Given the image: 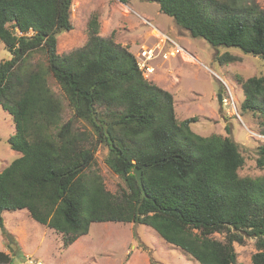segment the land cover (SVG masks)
<instances>
[{"label":"trees","instance_id":"trees-1","mask_svg":"<svg viewBox=\"0 0 264 264\" xmlns=\"http://www.w3.org/2000/svg\"><path fill=\"white\" fill-rule=\"evenodd\" d=\"M149 1L193 37L264 59V8L256 0ZM72 3L0 0V43L11 53L0 61V105L15 123L8 143L21 153L0 171V228L5 211L27 210L68 247L94 222L146 224L200 264H240L234 243L253 237L252 264H264V174H239L245 157L231 136L201 135L191 126L196 117L179 120L174 94L144 76L128 47L100 35L98 14L88 20L86 44L60 54ZM36 52L44 62L32 63ZM215 57L220 65L240 60L229 51ZM49 76L73 112L67 120ZM239 81L243 110L258 115L264 134V76ZM100 146L127 185L120 193L93 170ZM256 161L264 168V144ZM12 259L0 251V263Z\"/></svg>","mask_w":264,"mask_h":264},{"label":"rangeland","instance_id":"rangeland-1","mask_svg":"<svg viewBox=\"0 0 264 264\" xmlns=\"http://www.w3.org/2000/svg\"><path fill=\"white\" fill-rule=\"evenodd\" d=\"M256 1L264 8V0ZM93 13L99 16L100 35L128 47L137 59L144 49L154 51V57L148 62L152 70L145 69L143 74L174 94L179 120L196 117L191 126L199 134L231 136L239 143L245 157L239 174L251 177L264 174V168L258 167L256 161L258 146L264 144L260 118L252 111L243 110L245 95L239 81V77L264 76L261 56L246 54L235 47L217 48L203 37H193L173 17L160 11L159 3L149 0H73V28L59 33L60 54L86 44L87 23ZM172 50L176 54H171ZM226 51L240 56V60L220 65L216 53ZM10 57V51L0 43V61ZM31 59L32 63L45 61L42 52L34 53ZM48 81L63 100V117L67 120L73 114L68 101L52 76ZM220 93L223 94L222 104L218 98ZM15 132L12 115L0 105V171L21 155L8 143ZM106 152L103 146L99 147L93 170L101 174L106 189L120 193L127 185L106 164ZM3 215L5 229L0 228V251L13 259L0 264H17L28 257L43 264H200L146 224L94 222L88 234L64 247L62 234L33 220L26 210H7ZM211 236L224 240L226 232H215ZM234 246L238 263L252 264L258 250L256 238L247 237Z\"/></svg>","mask_w":264,"mask_h":264},{"label":"built area","instance_id":"built-area-1","mask_svg":"<svg viewBox=\"0 0 264 264\" xmlns=\"http://www.w3.org/2000/svg\"><path fill=\"white\" fill-rule=\"evenodd\" d=\"M171 54H176L174 50L171 51ZM140 59H137L138 65L141 68V70H152V66L148 64V62L154 57V51L153 50H142L139 52ZM19 264H43L42 261L37 260L33 257H28L26 260L20 262Z\"/></svg>","mask_w":264,"mask_h":264},{"label":"water","instance_id":"water-1","mask_svg":"<svg viewBox=\"0 0 264 264\" xmlns=\"http://www.w3.org/2000/svg\"><path fill=\"white\" fill-rule=\"evenodd\" d=\"M218 98H219L220 103L222 104L223 103V94L220 93L218 95ZM143 168L144 167H137V168L134 169V173H135L136 178H137V180H138V182H139L141 187H143ZM144 196H145V190L143 189L142 197H144Z\"/></svg>","mask_w":264,"mask_h":264},{"label":"crops","instance_id":"crops-1","mask_svg":"<svg viewBox=\"0 0 264 264\" xmlns=\"http://www.w3.org/2000/svg\"><path fill=\"white\" fill-rule=\"evenodd\" d=\"M26 211H27V210H26ZM23 256L25 257V255H23ZM24 259H25V258H23V259L19 260V262H21V261H24ZM15 262H16V261H15Z\"/></svg>","mask_w":264,"mask_h":264},{"label":"clouds","instance_id":"clouds-1","mask_svg":"<svg viewBox=\"0 0 264 264\" xmlns=\"http://www.w3.org/2000/svg\"><path fill=\"white\" fill-rule=\"evenodd\" d=\"M24 260H26V259H24ZM20 263V262H19ZM19 263H17V264H19Z\"/></svg>","mask_w":264,"mask_h":264}]
</instances>
